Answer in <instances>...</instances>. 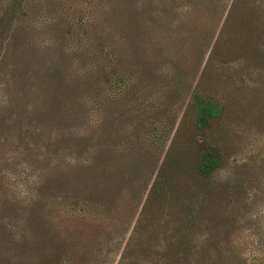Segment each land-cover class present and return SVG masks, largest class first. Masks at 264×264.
Returning a JSON list of instances; mask_svg holds the SVG:
<instances>
[{
	"label": "trees",
	"instance_id": "16d2710c",
	"mask_svg": "<svg viewBox=\"0 0 264 264\" xmlns=\"http://www.w3.org/2000/svg\"><path fill=\"white\" fill-rule=\"evenodd\" d=\"M30 9L0 0V264H264V219L247 215L257 191L230 143L237 120L263 124L264 102L250 110L236 94L258 90L236 85L241 68L213 62L221 47L233 53L240 31L259 74L264 22L244 12L192 78L181 67L167 75L165 107L140 110L124 103L136 78L122 57L82 40L89 18L60 23L53 11L33 28Z\"/></svg>",
	"mask_w": 264,
	"mask_h": 264
},
{
	"label": "rangeland",
	"instance_id": "374dc122",
	"mask_svg": "<svg viewBox=\"0 0 264 264\" xmlns=\"http://www.w3.org/2000/svg\"><path fill=\"white\" fill-rule=\"evenodd\" d=\"M146 3H149L150 10L143 13ZM29 4L31 9L27 25L33 28L51 19L53 11L54 15L62 17L60 23L73 20L80 22L82 18H89L88 30L82 40L91 45V51L97 46H103L115 59L122 57L119 63L124 66L127 77L131 73L136 78L135 83L130 86L134 93L132 101L123 102L128 107L138 106L140 110L143 101L145 104L157 107L161 104L165 107L162 102L167 97V75L174 74L176 68L181 67L189 74L188 78H192L207 60L214 42L223 45L232 42V37L235 38L234 29L239 30V23L245 17L244 12L264 22V0H29ZM50 4L54 10H51ZM183 7L187 8V13L173 12ZM231 8L234 14L229 16ZM160 9L165 12L160 14L159 20L155 13ZM239 32L237 40L235 38L237 45L233 53L227 54L226 46L221 47L213 62H225V66L241 68L236 85L247 82L259 94L253 97V94L237 93L236 96L245 102L253 100L249 104L250 110L257 109L264 102V98H259L260 95L264 97V68L259 74L252 73V60L239 47L240 43L246 46L245 41H241L246 38L247 50L249 49L248 36L242 33L239 35ZM256 41L253 38L252 45ZM89 63L86 58L84 62L78 61L77 65L81 70H87ZM188 98L189 95L184 93L174 105L176 111L184 110ZM112 103L109 100L106 105L109 129L112 127V114L116 108ZM262 122L263 124L257 121L245 123L237 120L236 132L230 138L235 150L234 156L240 162L239 177L252 180L250 186L257 191L255 203L247 212L253 222L264 219V121ZM248 158H251V164ZM244 161L249 163V167H242ZM47 170V165L42 166L41 174L47 173ZM236 236L241 241H250L245 229L238 231Z\"/></svg>",
	"mask_w": 264,
	"mask_h": 264
}]
</instances>
